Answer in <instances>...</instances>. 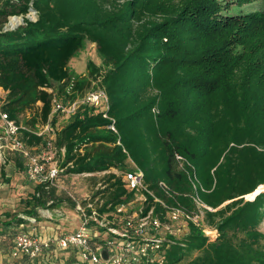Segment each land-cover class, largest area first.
<instances>
[{"label": "trees", "instance_id": "obj_1", "mask_svg": "<svg viewBox=\"0 0 264 264\" xmlns=\"http://www.w3.org/2000/svg\"><path fill=\"white\" fill-rule=\"evenodd\" d=\"M254 1L0 0L1 110L22 125L42 105L21 134L28 146L44 145L47 137L32 131L50 123L68 173L126 171L131 162L169 207L195 217L198 196L214 210L203 209L218 237L187 220L184 234L171 237L166 264H264V192L245 200L264 185V12L241 9ZM31 10L37 21L4 31L10 17ZM88 41L103 64L90 61L88 76L74 78L70 63ZM93 83L110 109L83 104L53 128L65 117L53 112L54 99L74 101ZM104 180L97 195L107 205L133 198L115 173ZM34 185L25 212L32 218L56 193L54 185ZM155 213L166 220L161 204Z\"/></svg>", "mask_w": 264, "mask_h": 264}, {"label": "built area", "instance_id": "obj_2", "mask_svg": "<svg viewBox=\"0 0 264 264\" xmlns=\"http://www.w3.org/2000/svg\"><path fill=\"white\" fill-rule=\"evenodd\" d=\"M53 104V112L62 113L65 117L74 116L83 104L102 107L106 111L110 109L109 98L103 89L87 92L82 97L67 103L56 97ZM105 117L108 115L106 114ZM111 128L117 132L114 126ZM0 130L12 144L13 149L23 157L27 177L33 184H46V188H50L65 173L66 168L62 167L60 156L65 154V150L58 149L56 132L51 128L50 123L32 131L38 136L47 137L40 149L28 146L21 139L22 132L28 129L11 120L1 107ZM177 159L183 165V158L177 156ZM116 170L112 169L103 174L113 172L119 176L124 188L134 195L132 199L124 200L117 205L112 203L107 205L105 200L95 203L92 199H87L85 203L77 205L80 217L78 230L50 236L40 235L36 229L20 233L15 240L13 256L30 260L44 259L49 264H56L58 254L64 258L59 251L73 250L74 255L69 259L66 258L68 264H166L171 237H181L184 234L183 224L179 227L176 225L180 230L175 229L173 224L178 222L181 224L187 220L195 221L196 216L193 217L178 207L166 205L145 184V174L136 165L126 171ZM160 186L165 192H169L163 182ZM194 186L197 189L196 184ZM100 196L102 198V195ZM135 198H140L142 204L138 211L132 207ZM150 198L153 199L154 205L147 211V207L152 204ZM194 200L200 212L205 208L209 209L198 196ZM158 204L167 209L168 222L156 215ZM30 221L37 222V219L31 218ZM103 231L109 237L104 238L101 235ZM105 251L107 258L103 255Z\"/></svg>", "mask_w": 264, "mask_h": 264}, {"label": "rangeland", "instance_id": "obj_3", "mask_svg": "<svg viewBox=\"0 0 264 264\" xmlns=\"http://www.w3.org/2000/svg\"><path fill=\"white\" fill-rule=\"evenodd\" d=\"M241 9L249 13L264 12V1L255 0L252 3L245 4ZM25 18L37 21L38 16L36 11L31 10L27 16L10 17L8 22L3 26L4 31H13L20 26H24ZM90 61H93L98 66L103 64V57L100 55L96 44L88 41L70 63L73 77L88 76V63ZM98 89H100L99 83H93L87 92ZM5 98L6 92L0 87V107ZM41 106V104H38L32 114L26 113L21 117V124L24 127H31L30 120L35 114L38 116ZM58 120L57 125L52 126L55 129L66 126L72 121V118L61 116ZM19 158V153L13 149L12 144L4 137L2 130H0V264H49L44 259V262L40 263L38 259L33 261L27 258L14 257L13 250L17 236L20 233L34 230L33 228H37L43 235L47 234L46 236H50V232L60 235L78 230L80 227V217L77 205L85 203L87 199H92L95 203L103 202L101 196L99 195V197L97 194L99 191L107 188L104 180L107 174L73 175L66 170L54 184L56 193L54 196H51L48 207L39 209V215L34 217L38 222H32L30 221L32 217H28L25 212L30 209L27 204L34 193L35 185L27 177L25 164H23L22 169L18 167L17 160L19 161ZM61 161L63 167V160L61 159ZM130 165L131 167L135 166L131 162ZM7 179L10 182H7ZM257 190L254 196L249 197L250 194L245 196V200H255L259 194L264 192V185H261ZM132 207H134L135 211H138L142 207L140 198H135ZM166 221L168 222V220ZM195 221L202 224L204 233L210 240H215L218 237V230L207 225L204 210L200 212V215L196 216ZM182 224L178 222V224L175 223L173 226L177 229V226L179 227ZM258 230L264 234V220L259 225ZM101 235L104 238L109 237L105 231L101 232ZM262 245L264 249V240L262 241ZM59 252L64 258H61L58 254L56 264H68L69 262L66 258L69 259L74 255L73 250ZM198 255V252H193L190 258L192 259Z\"/></svg>", "mask_w": 264, "mask_h": 264}, {"label": "crops", "instance_id": "obj_4", "mask_svg": "<svg viewBox=\"0 0 264 264\" xmlns=\"http://www.w3.org/2000/svg\"><path fill=\"white\" fill-rule=\"evenodd\" d=\"M33 229H36L37 230V232L40 234V235H43V234H41L42 232H39V230L37 229V228H33ZM31 231H33V230H31ZM31 231H29V232H31ZM54 233L53 232H50V235H53ZM47 235V234H46ZM45 236V235H44ZM40 260V263L41 262H44L43 261V259H39ZM34 261V260H33Z\"/></svg>", "mask_w": 264, "mask_h": 264}, {"label": "water", "instance_id": "obj_5", "mask_svg": "<svg viewBox=\"0 0 264 264\" xmlns=\"http://www.w3.org/2000/svg\"><path fill=\"white\" fill-rule=\"evenodd\" d=\"M103 255L105 258H107V252L106 251L103 253Z\"/></svg>", "mask_w": 264, "mask_h": 264}, {"label": "bare ground", "instance_id": "obj_6", "mask_svg": "<svg viewBox=\"0 0 264 264\" xmlns=\"http://www.w3.org/2000/svg\"><path fill=\"white\" fill-rule=\"evenodd\" d=\"M258 191V190H257ZM257 192L253 193V194H250L249 197H252L256 194Z\"/></svg>", "mask_w": 264, "mask_h": 264}]
</instances>
